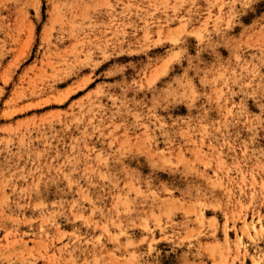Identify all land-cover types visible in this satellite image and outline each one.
<instances>
[{
	"label": "rangeland",
	"instance_id": "1",
	"mask_svg": "<svg viewBox=\"0 0 264 264\" xmlns=\"http://www.w3.org/2000/svg\"><path fill=\"white\" fill-rule=\"evenodd\" d=\"M256 263L264 0H0V264Z\"/></svg>",
	"mask_w": 264,
	"mask_h": 264
},
{
	"label": "bare ground",
	"instance_id": "2",
	"mask_svg": "<svg viewBox=\"0 0 264 264\" xmlns=\"http://www.w3.org/2000/svg\"><path fill=\"white\" fill-rule=\"evenodd\" d=\"M171 59H172V58L170 57V60H171ZM165 62H166V60H165ZM165 62H164V63H165ZM167 62H168V61H167ZM169 62H170V61H169ZM165 64H166V63H165ZM165 64H163V65H165ZM86 79H87V78H86ZM86 79L84 80L85 82H86ZM84 81H83V82H84ZM77 83H78V82H77ZM79 83H80V82H79ZM66 88H67V87H66ZM69 89L71 90V88H69ZM66 91H67V89H66L65 92H64L65 94H66ZM68 91H69V90H68ZM68 91H67V93H68ZM62 95H63V94H62ZM6 114H8V113H6ZM215 219H216V218H215ZM213 220H214V219H212V221H213ZM247 223H249V222H247ZM244 226H245V225H244ZM251 226H252V225H251ZM243 228H244V227H243ZM246 228H247V227H246ZM246 228H245V229H246ZM256 264H258V263H256Z\"/></svg>",
	"mask_w": 264,
	"mask_h": 264
}]
</instances>
